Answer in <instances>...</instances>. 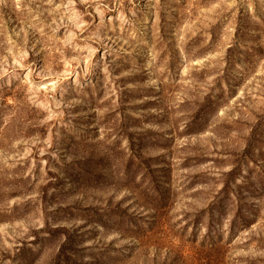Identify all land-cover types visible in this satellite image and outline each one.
Listing matches in <instances>:
<instances>
[{"label":"rangeland","instance_id":"rangeland-1","mask_svg":"<svg viewBox=\"0 0 264 264\" xmlns=\"http://www.w3.org/2000/svg\"><path fill=\"white\" fill-rule=\"evenodd\" d=\"M0 264H264V0H0Z\"/></svg>","mask_w":264,"mask_h":264}]
</instances>
